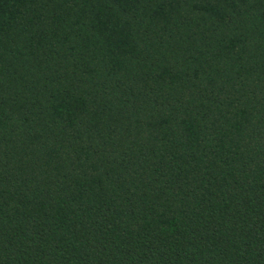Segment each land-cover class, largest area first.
Masks as SVG:
<instances>
[{
    "label": "trees",
    "instance_id": "obj_1",
    "mask_svg": "<svg viewBox=\"0 0 264 264\" xmlns=\"http://www.w3.org/2000/svg\"><path fill=\"white\" fill-rule=\"evenodd\" d=\"M0 264H264V0H0Z\"/></svg>",
    "mask_w": 264,
    "mask_h": 264
}]
</instances>
